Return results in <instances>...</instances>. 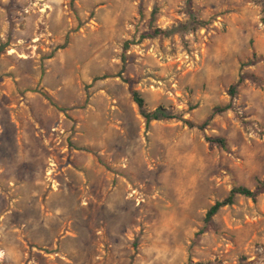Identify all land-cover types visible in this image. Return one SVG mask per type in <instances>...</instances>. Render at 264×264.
Returning <instances> with one entry per match:
<instances>
[{"label":"rangeland","instance_id":"obj_1","mask_svg":"<svg viewBox=\"0 0 264 264\" xmlns=\"http://www.w3.org/2000/svg\"><path fill=\"white\" fill-rule=\"evenodd\" d=\"M263 3L0 0V214L18 200L21 264H264V193L191 244L264 180ZM132 91L167 118L147 125Z\"/></svg>","mask_w":264,"mask_h":264},{"label":"trees","instance_id":"obj_2","mask_svg":"<svg viewBox=\"0 0 264 264\" xmlns=\"http://www.w3.org/2000/svg\"><path fill=\"white\" fill-rule=\"evenodd\" d=\"M262 13L264 15V3H263V10ZM193 27L192 30H198V29H202L205 28L208 25V22H204V21H200V20H195L193 19ZM187 29L186 27H184V30ZM159 34H162L161 31L156 30L154 31L152 34H146L143 36V38H152L154 36H157ZM260 60H264V58H260ZM254 61H250V64H253ZM245 80V77L241 76L239 78V81L236 85H232L229 88L228 94L231 98H233L236 94V88L239 84L243 83V81ZM129 82V81H128ZM132 98L134 103L136 104V106L139 109L140 115L145 119L146 124L148 125L151 121H158L161 117H165V113L163 112V110L161 109H157L153 112H146L145 108H144V101L142 100V98L140 97V95L135 92L132 91ZM218 113H222L226 110V108L223 109H216ZM188 128H198L199 130H202L205 126L201 125V126H196L193 123H191L188 120H184V119H180ZM207 142L216 145L219 148L225 149L226 148V142L224 141V139L221 138H215V139H207ZM264 193V180L263 181H259L257 186L254 188V190H250L246 187H233L230 192L228 193V195L221 201H216L206 212L204 220H203V224L202 227L194 234V238L192 239V245H197L200 240L201 237L208 233V232H213L214 231V225H213V219L214 217L218 214V212L225 208V207H230L234 204L235 198L240 196V197H244L247 199H251L253 201L256 200V198L260 195Z\"/></svg>","mask_w":264,"mask_h":264},{"label":"crops","instance_id":"obj_3","mask_svg":"<svg viewBox=\"0 0 264 264\" xmlns=\"http://www.w3.org/2000/svg\"><path fill=\"white\" fill-rule=\"evenodd\" d=\"M43 1H44V4L42 5L43 9L41 11L48 14L49 11L57 9L58 3L61 0H43ZM9 184H13V183L10 182ZM10 188H12L11 191L15 190L14 185H12ZM17 201H18L17 199L12 198L9 205H7L4 208L5 211L2 214H0V258H3V257L18 258V264H21L22 263L21 258H24L25 255L27 256L30 250L27 242L29 239H31V235H29L30 238L28 237L26 241H21V239H19L21 237H24L25 235L19 236V238L15 237L16 235H19V234L21 235L20 233L21 230L19 226L20 222L13 221L12 218H10V216L14 214V211L16 210L15 203ZM1 209L2 208H0V210ZM32 237L33 238L36 237L39 242L43 241V239L40 238L39 236L32 235ZM31 250L33 252L34 251L40 252V250L36 247L31 248ZM28 264H32V263L28 262Z\"/></svg>","mask_w":264,"mask_h":264}]
</instances>
